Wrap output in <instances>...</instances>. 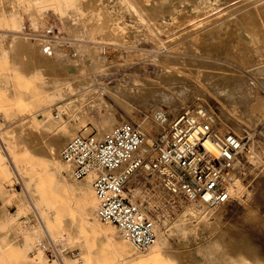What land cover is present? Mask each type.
Instances as JSON below:
<instances>
[{
    "label": "bare ground",
    "instance_id": "bare-ground-1",
    "mask_svg": "<svg viewBox=\"0 0 264 264\" xmlns=\"http://www.w3.org/2000/svg\"><path fill=\"white\" fill-rule=\"evenodd\" d=\"M120 1L128 12L130 21H118L111 12L113 8H107L100 0H78L76 7L63 11L62 15L64 26L75 37L85 38L91 29L92 32L95 31V35L99 34L101 28L115 42L113 46L103 44L101 47L98 45L86 47L80 46L82 44L79 45L78 42L76 44L58 41L53 43V41L45 38L34 37L33 39L34 44L41 47L43 59L55 58L58 62L64 64L66 69L74 70L79 77L59 92V95L67 94L71 98L59 107L62 111L60 113H65L68 119L82 117V120H92L98 129L96 136L104 137V135L112 133L118 127V119L109 110L112 106L109 105L104 94H108L116 101L124 104L128 102L127 97L136 95L138 92L146 91L154 94L160 91L163 92L166 88H181L178 87L179 84L177 83H180L179 80L184 71H188L184 73L192 74L197 79L215 80L221 78L226 81H234L233 86L225 85L220 88L221 90H227L229 93H234L235 90H242L243 88L247 89L252 95L255 93L256 84L251 83L250 79L249 82L242 73H248L247 69L250 67L252 69L254 66V71L257 67L258 73L264 77V0H227L228 4L222 9L217 0H214V3H209L210 0H186L196 4L191 5L192 9L209 6L214 8L215 11L212 15H209V19L207 17L192 19L190 33L187 32L189 34L184 38L182 37L186 33H182V30H176V28L188 16L185 15L187 13H183L185 9L182 8H185V6L179 4L185 0H165L163 6L159 4L160 0ZM6 8L7 6L2 4V11H5ZM9 9L14 11V5H10ZM35 9V6H33L32 10L35 17H39L43 23L45 15ZM181 10L183 12L179 13ZM222 28H226L228 32L225 39L220 38L222 35L219 36ZM198 32L200 33L196 34ZM21 38L27 40V37ZM204 42H208L209 45H202ZM115 45H117V48L114 47ZM136 47L138 49H135ZM140 48L144 50H140ZM114 56L117 59L113 58ZM31 60L32 57H29V61ZM148 60H151V69L147 63ZM48 64L50 67H54L53 64L55 63ZM257 65H261V67ZM120 69H123L122 73L119 72L118 77L112 81L107 82L105 80L106 82H104L100 80L101 77L111 79L108 75ZM92 71L94 72L93 75H91ZM140 74L145 77L142 78ZM67 75L65 74V77L69 78ZM245 101L247 107L242 111V114L238 115L237 109L234 107L231 110L232 115L234 117L240 116L241 119L236 117L237 120L242 121L243 119L246 123L252 124L262 121L264 119V97L257 95L256 98L251 99L248 96ZM101 107L105 108L104 112L99 110L96 112ZM151 109V121L149 118H144L142 124L140 123L143 131H145V140L138 151L139 154L151 151L154 139L151 138L152 133L159 132L161 129L160 116H163L165 112L157 104L152 105ZM59 117L60 115H57V118ZM220 118L217 123L218 128L220 130L230 129L222 120L223 118ZM63 122V125L60 122L57 123L49 113L38 114L37 117L29 119L25 124L27 131L21 142V147L25 151L37 153L42 161L46 162L43 165L44 168L41 161V163L31 165L32 170L41 172L44 169L48 174L55 176L57 188L60 189L61 186H65L69 193L68 197L71 198L67 209L72 211L62 218L64 223L62 230L59 235L53 237V243L57 246L59 244L56 254L57 260H54L53 264H71L68 253L73 247L83 245L76 231L77 225L83 224L91 228L97 220L96 209L98 203L97 200L94 203L89 198L88 183L90 184V182L78 183L75 181L71 165L61 157V151L65 143L77 135L75 130L69 131L67 129L68 122L66 120ZM150 130L151 137L148 134L146 135V131ZM235 132L240 134L237 130ZM65 136H69V138L64 141ZM1 148L2 151L8 152L5 147L3 148L0 145V151ZM262 155L263 153L255 147L253 148V145L247 153L250 161L262 162L264 165ZM241 177L242 175L233 177L229 187L230 195H236L240 200L241 193H248V198L251 194L247 188H244ZM35 178L31 173L22 175L21 179L18 178V182L26 185L27 190L24 189L15 193L4 189L0 190L2 197L0 222H8L12 237L17 233L31 235L40 233L44 235L45 229H49L48 215L44 204L40 202V196L34 183ZM74 191L77 194L76 196ZM10 201L17 206L14 213L8 210V202ZM154 202L163 203V198L157 195L155 200H151L152 204ZM183 207V211L175 220L187 232H193L199 236L200 234L202 236L206 234L203 231L204 229L216 225L219 215L216 214V211L222 208L221 206L211 208L202 200H190ZM162 209L164 208L160 210ZM247 213L248 215H254L255 211L251 207H247ZM155 217L157 219V240L147 251V257H135L131 261L132 264H145L149 260L163 256L177 264H187L188 260L185 256L189 255L172 250L169 246V236L174 234V225H172L174 223L170 221L171 219L168 220L165 215H160L159 211L156 212ZM30 220H33L34 223H30ZM117 231L115 235L122 240L121 249H125L127 243L123 238L130 244L131 242L121 231L118 229ZM220 236L223 237L224 234L223 236L219 234V240H222L223 238L220 239ZM17 239L22 240V237L17 235ZM43 239L45 238L43 237L41 240ZM219 240L217 239V242ZM219 243L215 242L217 244V246L215 245L216 249L224 247V244L222 246ZM227 245L224 249H227ZM83 248L85 247L83 246ZM210 249V244L201 243L198 252L206 255ZM84 253V250L78 253V255H81L78 257L81 263L83 262ZM44 254V249L41 250L38 247L36 255L39 258L35 260V264H39L40 257ZM254 256L256 257V255ZM254 256L252 255L250 258L252 259ZM244 257L246 258V256ZM244 257H242L243 261H240L242 264H264V259L258 256L255 262L253 260V262L251 260L247 262Z\"/></svg>",
    "mask_w": 264,
    "mask_h": 264
},
{
    "label": "rangeland",
    "instance_id": "rangeland-1",
    "mask_svg": "<svg viewBox=\"0 0 264 264\" xmlns=\"http://www.w3.org/2000/svg\"><path fill=\"white\" fill-rule=\"evenodd\" d=\"M100 1L107 8H113L111 12L118 21H130L128 12L120 0ZM217 2H219L221 9L228 4L227 0H217ZM77 3L78 0H0V145L8 151H2V148L0 151V190L4 189L5 191L14 193L24 189L27 190L26 185L18 182V178L21 179L22 175H29L31 173V175L36 177L34 183L40 196V202L46 208L47 220H49L50 224L49 229L52 231L50 233V230L46 228V232L43 233L44 235L40 233V235L38 233L36 235L17 233L16 237H12L8 222L1 221L0 246L5 245L6 257H8L4 260L0 258V264H35V260L39 258L36 255L38 242L43 237L52 238L54 241L53 237L60 234L64 225L62 218L72 211L67 209L71 198L69 199L68 197L69 193L66 187L61 186L58 189L55 176L48 174L44 169L41 172H35L31 168V165L41 162H43L41 165L44 168L43 165L46 162L42 161L37 153L25 151L21 147L22 137L27 131V126L25 125L27 121L35 116L37 117L38 114L49 113L57 123L60 122L63 125V121L66 120L69 131L75 130L77 134L91 131H94L95 134L98 133L97 126L92 120H82V117L68 119L65 113H60L62 112L59 108L60 105H64L71 98L67 94L59 95V92L69 83L75 82L74 80L79 77L74 70L66 69V66L55 58H49V60L43 59L41 47L38 44H34L33 40L34 37H37L49 39L53 43L58 41L76 44L78 42L77 44H82L80 46L86 47L91 45L101 47L103 44L113 46L115 42L104 29L100 28L99 32L101 34L98 32L99 34L96 35L95 31L92 32L91 29L88 33H92L90 36L88 34L85 38L75 37L67 30L62 22L63 11L76 7ZM209 3H214V0H210ZM2 4L7 6L5 11L1 9ZM159 4L163 6L165 0H160ZM179 4L185 6V8H182L185 9L184 12L181 10L179 13L183 12L187 13L185 14L186 16L188 15L176 28V30L179 29L182 30V33H186L182 38L190 33L192 19L195 17V19L205 17L209 19V15H212L215 11L214 8L209 6L192 9L191 5L196 4L186 0ZM10 5H14V11H10ZM33 6H35L37 12H42L45 15L43 23L39 17H35V13L32 10ZM165 15L168 16L167 14ZM25 24H27L28 28L30 27L32 34L25 32L23 29ZM42 26L51 28L54 31L53 34L48 35L40 32V27ZM103 33H106V36ZM227 33V29L222 28L219 36L222 35L223 37L221 36L220 38H227L228 35L225 36ZM21 37H27V40H23ZM205 44L209 45L208 42H204L202 45ZM114 47L117 48V45ZM137 47L135 49H138ZM140 50L144 49L140 48ZM29 57H32L31 61H29ZM113 58L117 59L116 56ZM148 61V66L151 69V60ZM51 62L55 63L53 64L54 67H50L48 64ZM257 66L261 67V65ZM256 68L254 71V66L252 69L250 67L247 69L248 73H242L248 81L250 79L251 83L256 84L253 95L245 88L235 90L234 93L220 89L221 86L225 85L229 87L233 86L234 81H226L221 78H216L215 80L206 78L197 79L192 74L184 73L188 71H184L180 77V83H177L179 84L178 87L181 88H166L163 92L160 91L154 94L146 91L138 92L136 95L127 97L128 102L124 104L116 101L108 94H104V97L109 105L112 106L109 110L119 120H117V126L122 121L124 122V120L137 123L140 126L144 118H149L151 121L152 105H159L168 118L171 119L185 109L204 104L211 108L219 118L221 117L220 119L223 118L222 120L230 128L227 129L228 131L230 130V132L240 137L247 138L248 149L253 145V148L255 147L257 150H260L263 153L261 158L264 161V119L252 124L246 123L243 119L242 121L237 120V118H240L238 115L242 114V111L247 107L245 100L248 99V96L251 99L256 98L257 95L264 97V77L258 73ZM122 71L123 69H120L108 75L111 79L101 77L102 79L100 80L104 82L112 81ZM65 74H68L67 76H69L70 80H68V77H65ZM93 74L94 72L92 71L91 75ZM140 75L142 78L145 77L142 74ZM234 107L237 109L238 114L235 117L231 112ZM98 110L104 112L105 108L101 107L96 112ZM57 115H60V117L57 118ZM141 128L143 130L142 126ZM236 130L240 134L236 133ZM157 133L158 131L152 133L151 137V130L146 131V135H150L149 137L152 139L156 138ZM68 138L69 136H65L64 141ZM247 161V168L240 179L244 183V188H247L251 193L249 198L248 193H241V200L236 195H233V200L229 204L221 206L222 208L216 211V214H219L217 218L218 222L212 228L204 229L203 231L206 234L203 236L200 234L202 237L196 233L187 232L175 220L184 207L173 212L166 209L159 210L160 215H165L168 220L171 219L170 221L174 223L172 224L174 225V234L169 236V246H171L172 250L179 251L185 255L188 254L189 256H185L188 260L187 264H242L240 261H243L242 257L244 256H246L244 258L245 260L247 259V262H250V260L255 262L258 257L264 259V165L262 162L250 161L248 157ZM74 179L78 183L90 182V184L88 183L89 198L92 202L96 203L91 187V178L88 177L80 180L74 177ZM74 193L76 196L75 191ZM140 197L144 196L140 195ZM1 201L2 197L0 195ZM247 207H251L255 211L254 215H248ZM8 210L11 213L16 212L17 206L15 203L8 202ZM30 221V223H34L33 220ZM75 223L77 222L75 221ZM94 223L91 228L83 224L77 225L76 231L83 245L73 247L68 253L71 264H132L131 261L135 257H147L149 248L144 251H138L125 238L123 239L126 241L127 247L121 249L122 240L115 235L118 231L113 224L102 223L98 219ZM219 234L223 236H220V239L223 238L222 240H219ZM17 235L21 236L22 240H18ZM217 239L219 240L218 242ZM215 242L217 244L220 242L219 244L221 245L224 244V247L229 244L227 245L228 250L224 249V247L216 249L215 245L217 246V244ZM201 243L211 245V249L206 255L198 252ZM82 250L85 253L83 262L81 263L78 260V257L81 255H78V253L82 252ZM252 255H256V257L254 256L251 259L250 256ZM56 257L57 255L48 258L44 254V256L40 257L39 264H53V261L57 260ZM145 264L177 263L163 256L149 260Z\"/></svg>",
    "mask_w": 264,
    "mask_h": 264
},
{
    "label": "built area",
    "instance_id": "built-area-1",
    "mask_svg": "<svg viewBox=\"0 0 264 264\" xmlns=\"http://www.w3.org/2000/svg\"><path fill=\"white\" fill-rule=\"evenodd\" d=\"M23 29L32 34L27 24ZM40 32L54 31L42 26ZM160 117L161 129L149 153H138L145 133L129 121L104 137L79 133L61 151L75 178H91L97 219L113 224L138 251L156 242L155 214L161 208L174 211L190 200L211 208L229 204L233 177L243 175L248 163L247 138L220 130L218 116L208 106L185 109L171 119ZM157 195L163 203L149 202ZM38 247L48 258L57 254L51 238L40 240Z\"/></svg>",
    "mask_w": 264,
    "mask_h": 264
},
{
    "label": "crops",
    "instance_id": "crops-1",
    "mask_svg": "<svg viewBox=\"0 0 264 264\" xmlns=\"http://www.w3.org/2000/svg\"><path fill=\"white\" fill-rule=\"evenodd\" d=\"M6 255H7V252L5 250V245H1L0 246V258L3 260L6 259L8 257V256L6 257Z\"/></svg>",
    "mask_w": 264,
    "mask_h": 264
},
{
    "label": "snow or ice",
    "instance_id": "snow-or-ice-1",
    "mask_svg": "<svg viewBox=\"0 0 264 264\" xmlns=\"http://www.w3.org/2000/svg\"><path fill=\"white\" fill-rule=\"evenodd\" d=\"M220 199H225L224 197H220Z\"/></svg>",
    "mask_w": 264,
    "mask_h": 264
}]
</instances>
